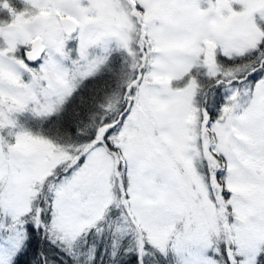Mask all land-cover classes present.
Returning <instances> with one entry per match:
<instances>
[{"label": "snow or ice", "instance_id": "1", "mask_svg": "<svg viewBox=\"0 0 264 264\" xmlns=\"http://www.w3.org/2000/svg\"><path fill=\"white\" fill-rule=\"evenodd\" d=\"M0 264H264V0H0Z\"/></svg>", "mask_w": 264, "mask_h": 264}]
</instances>
